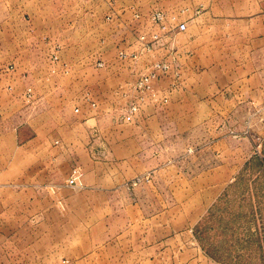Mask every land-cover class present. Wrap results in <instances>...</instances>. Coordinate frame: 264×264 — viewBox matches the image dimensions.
Masks as SVG:
<instances>
[{
    "label": "crops",
    "instance_id": "1",
    "mask_svg": "<svg viewBox=\"0 0 264 264\" xmlns=\"http://www.w3.org/2000/svg\"><path fill=\"white\" fill-rule=\"evenodd\" d=\"M97 2L28 0L0 17L2 259L219 264L196 229L250 157L235 154L231 119L214 117H246L249 126L264 114V0H115L110 26ZM135 12H162L165 28ZM94 35H130L117 51L136 59L103 76ZM155 61L173 62L178 80L171 73L155 83L158 100L132 122L104 124L119 108L102 101L122 99ZM13 164L23 165L15 177ZM70 164L81 166L82 191L43 189L44 177Z\"/></svg>",
    "mask_w": 264,
    "mask_h": 264
},
{
    "label": "rangeland",
    "instance_id": "2",
    "mask_svg": "<svg viewBox=\"0 0 264 264\" xmlns=\"http://www.w3.org/2000/svg\"><path fill=\"white\" fill-rule=\"evenodd\" d=\"M26 1L28 0H0V17L7 15L10 6L24 4ZM90 1L92 0H70L74 6L80 4L83 6V4ZM97 1L103 7H99L103 20L109 25L114 16L115 0ZM143 14L139 15L135 12L134 17L149 19L152 15V13L148 16L145 13ZM125 36L130 35H94L88 39L92 50L95 51L94 53L97 51L98 57L103 63V67L99 68L102 69L103 76L114 75L119 71L116 65L117 62L129 61L134 56L129 52L117 51V44L120 43L119 37ZM82 39V35H70V43H82ZM125 41L121 40L122 43ZM30 92L31 89L28 88L27 93L30 94ZM125 94L127 95L125 96ZM125 94H122L120 100L112 99V101H107L108 103L102 101L106 107L110 104L113 108L115 106L119 108L114 115L106 117L104 124L107 126L115 123H129L135 119H125L127 107L132 101L129 91ZM214 118L216 124H228L226 119L227 122L231 119V129L237 137L235 138V154L242 155V152H244V157L249 156L250 160L241 169L238 178L212 204L198 225L196 236L201 242L204 252L219 264H264V114L251 116L249 126L242 124V119H245L244 122H246V117L232 116L228 118L217 116ZM225 133L220 132V136ZM48 150L52 151V149ZM93 150L89 148V154ZM22 166L20 164L12 165L13 177L19 173ZM80 168V165L70 164V170H68L66 165L64 167L58 165L56 177L50 178L51 181L44 177L43 189L82 191V170ZM73 170H77L79 178L76 184L69 185L68 179ZM19 189L20 187L15 184L11 187V191H19ZM213 198L212 195L211 199ZM61 202V198L58 197V203ZM38 230L27 229V236L35 237ZM3 232L4 229L0 228V245L3 243ZM14 235L18 234L14 233ZM2 258L3 255L0 253V264H7Z\"/></svg>",
    "mask_w": 264,
    "mask_h": 264
},
{
    "label": "built area",
    "instance_id": "3",
    "mask_svg": "<svg viewBox=\"0 0 264 264\" xmlns=\"http://www.w3.org/2000/svg\"><path fill=\"white\" fill-rule=\"evenodd\" d=\"M150 22H152L154 25H158L160 29H164L165 25V16L162 12H154L152 13L151 17L149 18ZM176 29L179 32H184L186 30V24L185 23H179L176 27ZM152 40L157 41L158 36L152 35ZM139 41H141L144 44L143 49L145 51H150L151 48L148 47L146 44V37L144 35L139 37ZM133 60L136 59V56L132 57ZM50 61L52 63L58 61V57L56 54L51 56ZM96 67L100 68L103 67V63L101 61L96 63ZM173 74L175 81L178 80V73L175 70V65L173 62L169 61H155L152 62L145 67V71L138 74L137 79L127 85V90L131 94V102L129 103L127 107V113H126V120L133 119L138 113L142 111L144 107H146L149 103L157 101V90L155 87V83L159 82L163 77H168L169 74ZM175 86L174 84L172 85ZM30 94L28 93V96ZM127 94H125L126 96ZM161 103H166L167 99L163 98L160 100ZM77 170H73L71 176L68 179V184H76V181L78 180ZM139 179H136L135 182H133V185H135Z\"/></svg>",
    "mask_w": 264,
    "mask_h": 264
}]
</instances>
